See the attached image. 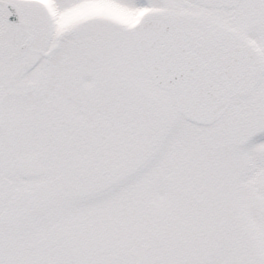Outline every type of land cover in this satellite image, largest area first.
I'll use <instances>...</instances> for the list:
<instances>
[{
	"label": "snow or ice",
	"instance_id": "6c2138e0",
	"mask_svg": "<svg viewBox=\"0 0 264 264\" xmlns=\"http://www.w3.org/2000/svg\"><path fill=\"white\" fill-rule=\"evenodd\" d=\"M0 264H264V0H0Z\"/></svg>",
	"mask_w": 264,
	"mask_h": 264
}]
</instances>
